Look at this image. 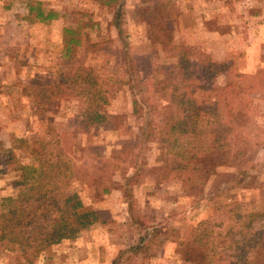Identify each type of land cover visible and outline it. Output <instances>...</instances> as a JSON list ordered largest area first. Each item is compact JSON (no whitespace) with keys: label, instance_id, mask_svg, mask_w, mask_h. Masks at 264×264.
I'll use <instances>...</instances> for the list:
<instances>
[{"label":"rangeland","instance_id":"rangeland-1","mask_svg":"<svg viewBox=\"0 0 264 264\" xmlns=\"http://www.w3.org/2000/svg\"><path fill=\"white\" fill-rule=\"evenodd\" d=\"M35 3L44 13L56 12V19L38 22L34 11L27 14ZM70 38L79 44L71 46L66 59L63 46ZM173 47L192 54L191 59L200 53L226 62L241 73L264 70V0H0V204L16 192L17 175L35 170L27 144L56 137L66 151L69 173L58 192L64 198L76 195L86 209L96 211L74 238L35 258H22L20 247L0 246V264H109L136 241L139 223L156 226L161 234L130 264H196L185 246L192 234L205 231L211 232L204 244L212 264L235 261L236 244L229 247L225 236L231 225L224 214L231 209L227 205L244 202L243 212H264V93L249 94L252 108L235 119L238 131L225 149L188 163L197 169L192 180L170 171L164 176L162 168L171 159L160 142L167 135L166 113L154 120L159 134L143 143L140 120L132 115L125 61L137 65L138 86L155 106L156 87L176 79L170 73ZM81 67L98 77L105 99L98 112L113 119L91 120L94 103L75 93L56 95L47 112H40L33 95L22 90L32 78L56 86L58 72ZM223 80L217 75L210 82L221 86ZM246 160L252 184L242 182L239 187L246 188L207 201L231 183ZM125 177H131L127 185ZM198 223L203 224L196 229ZM247 255L250 264L261 262L260 253Z\"/></svg>","mask_w":264,"mask_h":264},{"label":"trees","instance_id":"trees-1","mask_svg":"<svg viewBox=\"0 0 264 264\" xmlns=\"http://www.w3.org/2000/svg\"><path fill=\"white\" fill-rule=\"evenodd\" d=\"M33 11V17L38 22H49L57 16L56 12L44 13L39 8V3L28 6L27 14ZM118 18L119 14L116 12L114 25L117 29ZM78 44L77 40L71 38L65 40L63 57L69 58L71 46ZM170 49L174 59L170 73L176 79L171 82L166 80L162 86L156 87L159 101L155 106L145 97L147 91L138 86V68L129 58L125 61L127 82L133 95L132 115L141 123L138 128L140 139L143 143L153 141L154 135L160 132L154 120L166 113L164 126L167 135L160 142L164 150L169 152L171 159H167L162 171L166 177L170 171L181 177L185 175V180L189 181L192 180L191 176L197 173V169L188 163L197 160L199 156L211 157L215 154L214 151L225 149L228 137L238 131L235 119L252 108V98H249V94L264 93V70H256L250 74L241 73L232 69L226 62H213L207 55L198 53L195 59H191L192 54L181 48ZM217 75L223 76L221 86L210 82ZM57 81L56 86H50L32 78L22 90L26 93L25 96L33 95L36 101L34 104L40 112H47L46 104L56 95L75 93L74 95H81L85 100H92L94 103L90 108L91 120L114 118L98 112V103H104L105 99L98 77L92 74L90 69L67 68L58 72ZM67 90H70V93L65 94L64 91ZM181 139L184 142H180ZM62 145L56 137L53 140L33 142L32 147L28 143L26 147L29 154L37 161L35 170L33 173L17 175L13 180L16 192L3 198L0 204V246L4 249L20 247L22 258L26 260L37 257L53 244L74 238L96 215V211L86 209L76 195L64 198L58 192V188H61L69 177L66 151ZM175 147L179 149L173 152ZM249 163L246 160L242 163L243 166H238L231 177V183L217 189L207 201H213L226 192L234 193L240 188H246L239 187L242 182L248 181L246 184L250 186L253 178L246 170ZM130 178L125 177V185L129 184ZM102 191L105 192L106 189L102 188ZM245 205L244 202L232 201L227 205L231 209L228 208L224 212L229 215L231 222L229 230L225 233L230 242L229 247L236 244L235 261L227 264H250L247 253H252V250L261 254L259 264H264V212H243ZM200 224L198 223L196 229ZM138 226L140 229L136 241L119 251L109 264H130L136 257L143 256L156 245V237L161 234V229L145 226L143 223ZM235 226L237 228L233 234L236 233L239 237L236 241L232 239L234 236L231 234ZM210 234V231H205L202 236L192 234L191 243L185 246V252L196 256V264H212V260L205 254L208 245L204 244Z\"/></svg>","mask_w":264,"mask_h":264}]
</instances>
